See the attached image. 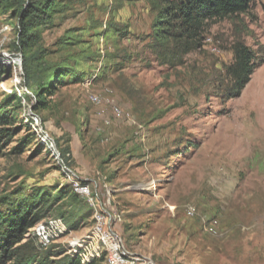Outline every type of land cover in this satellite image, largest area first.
Instances as JSON below:
<instances>
[{
	"label": "rangeland",
	"instance_id": "rangeland-1",
	"mask_svg": "<svg viewBox=\"0 0 264 264\" xmlns=\"http://www.w3.org/2000/svg\"><path fill=\"white\" fill-rule=\"evenodd\" d=\"M64 5L42 28L38 46L48 63L73 55L85 79L64 78L69 82L39 117L53 141L69 149L70 165L44 145L36 152L34 141L21 155L0 158V196L85 181L125 246L157 264H264V95L249 99L264 62L239 97L220 98L235 27L264 56V0H255L241 23L210 21L202 46L176 67L160 64L147 47L153 13L146 1ZM66 35L80 42L60 47ZM15 39L16 20L0 6V100L10 93L24 99L17 121L27 125L25 108L34 99L25 96ZM93 220L52 245L69 249ZM99 257L93 264H106Z\"/></svg>",
	"mask_w": 264,
	"mask_h": 264
},
{
	"label": "trees",
	"instance_id": "trees-1",
	"mask_svg": "<svg viewBox=\"0 0 264 264\" xmlns=\"http://www.w3.org/2000/svg\"><path fill=\"white\" fill-rule=\"evenodd\" d=\"M144 1L153 13L147 47L160 64L176 67L184 64L186 55L202 46L203 33L210 21L234 18L241 23L242 16L249 15L255 0ZM0 6L16 20L15 49L22 60L23 85L32 95L25 96L34 99L31 109L39 117L42 111L52 107L53 97L60 87L69 82L64 78L68 77L74 83L85 79L77 70L73 55L59 63H48L45 60L47 51L38 46L42 28L51 24L54 16L65 9L64 0H0ZM246 33L239 26L232 35L229 44L232 61L223 65L225 83L220 96L223 101L239 97L251 74L264 62L262 47L258 45L257 49H252L247 45ZM79 42L77 37L66 35L59 39L58 45L68 48ZM71 59L73 62L69 63ZM3 65L0 62V80L6 73ZM21 107V98L16 93L5 94L0 100V158L7 154L21 155L34 141L37 142L36 152L44 145L27 125L17 121ZM39 119L44 121L42 117ZM54 142L61 159L69 166V149H62L55 139ZM84 202L85 199L73 191L69 182L58 186L33 185L27 193L17 189L1 195L0 264H81L80 252H68L62 244H51L39 250L29 232L34 225L49 217L60 219L67 232L90 225L88 220L93 211L88 207L84 209ZM101 257L104 255L99 259Z\"/></svg>",
	"mask_w": 264,
	"mask_h": 264
},
{
	"label": "bare ground",
	"instance_id": "bare-ground-1",
	"mask_svg": "<svg viewBox=\"0 0 264 264\" xmlns=\"http://www.w3.org/2000/svg\"><path fill=\"white\" fill-rule=\"evenodd\" d=\"M1 60L0 62L5 64ZM18 61L19 58H17L16 62ZM258 75L259 76L256 75L258 77V85L256 86L254 93L249 98L251 100L257 94V92H262L264 95V72H261ZM26 92L31 95V93L27 90ZM90 99L94 102L99 101V98L96 95H90ZM22 100L24 101V99ZM23 101L21 103L24 106L25 104ZM25 111L26 119L24 122L28 125L29 129L36 134L37 139L46 146V148L56 157V159L63 163L55 142L43 129L39 117L31 111L30 105L25 108ZM115 111L117 114H119V110L116 107ZM261 120L262 124L264 125V116ZM72 189L77 195L84 198L90 208L94 210V220L89 228L88 233L82 239H72L70 241L68 252L73 251L75 253L77 252L76 249L82 248V251L79 254L81 264H87L90 261L97 259L100 255L102 256V254L106 259V264H116L118 259V251L113 250L106 239L109 237V232H111L112 216L107 211H105V209L101 208L100 204H94L96 199L88 184L75 181L72 185ZM66 232V227L60 219L49 217L44 221L34 225L30 229L29 235L34 239L33 241H35L36 247L39 250H44L48 248L59 236ZM116 243L120 245L121 250L125 252V254L131 255L133 258H137L139 261L144 263L157 264L149 257H145L142 254L130 251L125 246V242L117 232Z\"/></svg>",
	"mask_w": 264,
	"mask_h": 264
},
{
	"label": "built area",
	"instance_id": "built-area-1",
	"mask_svg": "<svg viewBox=\"0 0 264 264\" xmlns=\"http://www.w3.org/2000/svg\"><path fill=\"white\" fill-rule=\"evenodd\" d=\"M96 199V198H95ZM104 206V205H103ZM104 208H107L104 206ZM113 250L118 251V259L116 264H153L144 263L139 261L137 258H133L131 255L125 254L120 248V245L116 243V231L114 227H111V232H109V237L106 238Z\"/></svg>",
	"mask_w": 264,
	"mask_h": 264
},
{
	"label": "crops",
	"instance_id": "crops-1",
	"mask_svg": "<svg viewBox=\"0 0 264 264\" xmlns=\"http://www.w3.org/2000/svg\"><path fill=\"white\" fill-rule=\"evenodd\" d=\"M104 181H106V178H102ZM113 179V178H112ZM115 179V178H114ZM112 181L111 179L108 180V182ZM113 182V181H112Z\"/></svg>",
	"mask_w": 264,
	"mask_h": 264
},
{
	"label": "water",
	"instance_id": "water-1",
	"mask_svg": "<svg viewBox=\"0 0 264 264\" xmlns=\"http://www.w3.org/2000/svg\"><path fill=\"white\" fill-rule=\"evenodd\" d=\"M19 63H20V65H21V58H20V56H19ZM21 70H22V68H21Z\"/></svg>",
	"mask_w": 264,
	"mask_h": 264
}]
</instances>
